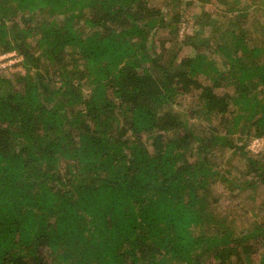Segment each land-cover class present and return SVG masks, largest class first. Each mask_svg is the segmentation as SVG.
<instances>
[{
  "label": "trees",
  "instance_id": "trees-1",
  "mask_svg": "<svg viewBox=\"0 0 264 264\" xmlns=\"http://www.w3.org/2000/svg\"><path fill=\"white\" fill-rule=\"evenodd\" d=\"M9 53L0 264H264V0H0Z\"/></svg>",
  "mask_w": 264,
  "mask_h": 264
},
{
  "label": "rangeland",
  "instance_id": "rangeland-1",
  "mask_svg": "<svg viewBox=\"0 0 264 264\" xmlns=\"http://www.w3.org/2000/svg\"><path fill=\"white\" fill-rule=\"evenodd\" d=\"M163 33V32H162ZM163 35V34H162ZM3 59H6L9 62H13L14 60H10L13 53H9V54H2ZM7 65V64H6ZM248 148L252 151V152H259L261 149H264V140L261 139H253L251 140V142L248 144ZM263 196V195H262ZM261 196V198H263ZM224 198H226V196H224ZM223 201H226V199H223Z\"/></svg>",
  "mask_w": 264,
  "mask_h": 264
},
{
  "label": "built area",
  "instance_id": "built-area-1",
  "mask_svg": "<svg viewBox=\"0 0 264 264\" xmlns=\"http://www.w3.org/2000/svg\"><path fill=\"white\" fill-rule=\"evenodd\" d=\"M13 55H14V54H13ZM13 55H12V56H13ZM2 56H3V55H0V66H4V65H6V64H10V63H12V62L7 61L6 59H3ZM10 60H14V59H12V57H11Z\"/></svg>",
  "mask_w": 264,
  "mask_h": 264
}]
</instances>
